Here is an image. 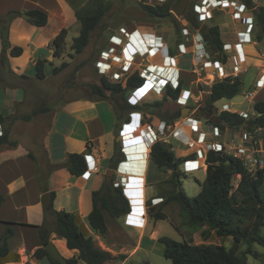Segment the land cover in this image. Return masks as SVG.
<instances>
[{"label": "crops", "instance_id": "0c3cea01", "mask_svg": "<svg viewBox=\"0 0 264 264\" xmlns=\"http://www.w3.org/2000/svg\"><path fill=\"white\" fill-rule=\"evenodd\" d=\"M87 2L88 0H0L1 18L6 17L10 12L21 14L8 21L4 26L0 25V112L5 117L17 118L10 130V139L17 145L0 148V195L4 198L0 205V239L8 228L14 231L7 243L9 255L7 257L0 255V264H51L46 257H34V253L42 247L38 230L40 226H44L51 232L50 242L54 243L64 259H70L77 255V251L68 249L66 240L55 233L54 215L48 213V210L43 206L42 195L45 193L42 192L40 175L46 176L48 189L46 193H55L53 201L55 211L79 215L84 229L99 248L110 252L113 256L125 255L127 257L123 262L107 264H124L132 253L141 250L144 244L156 240L153 234L146 237L145 230L149 223L146 211L143 220L140 218L142 215L140 209L143 208V202L147 197L146 184L150 181L149 169L152 165L156 167L150 157L151 149L144 142L143 130L131 129L132 125L127 128L118 125V120L110 105L104 101L97 102L84 97L72 98L62 104L48 106L51 109L49 112L38 114L30 120L21 119L32 111L41 108L42 96L33 90V86L39 87L40 82L44 81L36 79V61L38 59L48 61L45 65V74L48 78L46 68L52 64L51 58L56 59L49 47L50 43L62 30L66 29L69 32V29L78 23L77 14L83 4ZM252 3L258 7L261 6L256 3V0H252ZM35 9L48 15L46 26L36 27L28 21V18L24 17L26 12ZM214 24L219 26L224 44L235 42L243 44L246 61L249 64L253 59L248 49L249 46L258 47L261 43L256 40L255 33L245 40H241L239 33H243L245 27L234 21L230 11H215L214 18L208 22V26ZM5 28L8 29V40L6 41L1 36V31ZM222 29L229 34L231 33L232 41L223 40ZM234 32L236 33L234 34ZM162 37L164 38L163 42L173 52L174 46L171 48L169 45V38L164 35ZM179 40L180 35H177V41ZM15 47L23 49L19 57L11 56V50ZM257 52L262 59L260 63L262 65L258 64L259 71H261L260 78L264 74V46L260 47ZM186 56H190V65H192V56ZM222 62L227 72L231 74L232 65L229 57L227 56L226 61ZM249 66L250 64L248 68ZM179 68L183 80L186 72H190L188 76L191 80L181 84L182 90L187 93L190 92L194 98L190 101V106H201L207 96L211 94V87L215 83L212 81V76L209 74L201 77L192 72V66L182 67L181 61ZM163 71L169 76L174 72V69L157 70L159 73ZM246 72L237 76L232 75V77L242 79L241 76ZM157 96H162V94ZM171 102L176 104L173 110L166 107ZM225 104L229 105L228 103ZM184 108L172 99H168L163 107L164 110L170 112ZM195 111L193 110L189 116L201 119L202 114ZM183 120L176 121L181 122ZM202 122L207 123V120L202 118L200 126L210 142L226 144L225 140L220 141L211 137L210 127L213 124L208 122V130H205ZM143 125L147 124L144 123ZM6 126L0 125V130ZM182 126L184 133L188 134L189 126L184 125L183 122L178 128ZM121 131L123 132L121 133ZM122 135H125L126 139L130 138L127 140L130 141L127 144L133 146L127 150L129 157L123 153L121 155L122 162L126 161V164L121 168L125 172V176L128 177L126 192L132 201L135 197L139 199L136 203L138 205H134V209L139 208L137 213L139 216L133 218L139 227H128L125 223L124 227L117 225V230L121 234H128L127 230L138 234L137 242L128 255L124 249L117 250L119 241L110 236L108 217L110 219L113 217L111 218L108 212H104L107 225L105 235L93 231L88 221V216L92 211V193L99 190L106 182V172L110 169L111 158L116 150L121 151L122 146L125 145L121 139L120 141L117 139L118 137L121 138ZM148 143L150 144L151 141L148 140ZM82 153L91 155L99 168V171L92 173L89 178L74 176L64 166L69 154ZM206 169L207 167L201 169L205 175ZM154 199H159V202L162 200L160 197H154ZM79 264L85 263L80 261Z\"/></svg>", "mask_w": 264, "mask_h": 264}, {"label": "trees", "instance_id": "16d2710c", "mask_svg": "<svg viewBox=\"0 0 264 264\" xmlns=\"http://www.w3.org/2000/svg\"><path fill=\"white\" fill-rule=\"evenodd\" d=\"M182 0H177L175 8ZM245 4L254 11L256 17V40L264 42V6H255L252 0H243ZM104 0H88L87 10L81 9L77 14V20L80 23V33L74 38L72 50L76 54H81L89 45L94 31L101 24L103 17L111 8H104ZM144 14L152 20L171 19L175 31L180 33V21L174 16L169 5L152 6L145 3H138ZM193 12V11H192ZM28 21L36 27H44L48 23V15L41 10H31L25 13ZM18 12H10L6 17H0V25L4 26L8 21L16 16ZM184 18L190 25L200 30L196 16L188 14ZM68 35L66 29L50 43L49 47L53 51L54 58L62 56L65 40ZM208 44L210 53L216 60L226 61L227 56L223 51L224 43L221 39L218 25L207 26L202 33ZM23 52L20 47L11 50V56L19 57ZM47 60L38 59L36 61V79L43 81L46 79L45 65ZM5 65V60L3 59ZM67 66L63 63L59 68H53V74H57ZM100 86H94L93 90L100 97H106V92L112 96L120 95L124 101L119 105V118L126 110L142 111V106H131L125 98L128 90L140 88L144 84V79L139 76L137 71L130 74L125 84L111 83L106 78L101 77ZM184 80L181 84L183 85ZM182 85L174 90L167 88L166 94L160 101H155L150 108L163 110L164 104L168 99L176 101L182 91ZM243 87V81L240 77L227 78L223 81L215 82L211 87V94L207 96L204 105L201 107V113L204 118L209 120L213 116V108L216 102L220 100H231L238 96ZM49 107L38 108L29 115L23 116L22 120H30L38 114L47 113ZM255 116L253 119L246 120L239 113L227 111L221 112L219 120L221 123H214L222 131L226 126L231 129L241 128L245 125L247 131L264 130V101H257L254 105ZM182 109L175 112L165 110L160 115L161 121L172 122L181 118ZM17 118L5 117L0 112V125H7L0 130V148L3 146L15 147L16 142L10 139V130ZM130 122V117L125 123ZM121 151H115L110 162V169H117L121 160ZM86 153L69 154L64 166L74 176H83L87 171L85 159ZM150 157L153 164L159 169H168L172 171V183L174 193L169 195L167 202H176L180 207L182 217L181 225L188 227L192 233L202 231L204 238L208 236L207 230L213 231L218 238L232 237L234 240L231 248L227 249L222 245H196L188 241L178 242L168 237L159 238L158 242L164 245L163 255L169 264H247V255L264 260V255L253 253L251 246L255 243L264 246V237L261 236V229L264 227V168L257 171L255 176L247 173L240 160L228 153L209 151L206 157V178L203 182H198L201 190L193 198L189 197L182 187L180 165L183 164V158H177L170 145L163 142H157L151 147ZM195 158V155H191ZM239 176L240 180L235 190H233L232 181ZM42 192L46 193V176L39 177ZM114 180V179H113ZM113 182V181H112ZM105 182L102 187L92 193V211L88 216L90 228L100 235H105L107 225L104 218V212H108L111 217L120 219L131 212V205L126 197L123 188L114 187L113 183ZM51 206L48 213L54 215L55 233L66 240L67 247L70 250L77 251V255L70 259H64L62 262L55 260L45 250L44 246L50 242V234L44 226L38 227L42 247L34 253L36 258H48L51 264H79L80 261L85 264H107L123 262L127 257L125 255L113 256L110 252L102 250L94 242L93 238L84 229L79 215L65 211H55L53 201L55 193H50ZM163 199V198H162ZM4 198L0 195V205ZM164 200V199H163ZM150 206V203H149ZM149 215L155 220H164L166 215L162 212H154L149 207ZM205 228V230H204ZM14 234L11 228H8L0 239V255L7 257L9 255L8 240ZM242 243L248 245V248L240 252ZM149 264V263H147Z\"/></svg>", "mask_w": 264, "mask_h": 264}, {"label": "rangeland", "instance_id": "374dc122", "mask_svg": "<svg viewBox=\"0 0 264 264\" xmlns=\"http://www.w3.org/2000/svg\"><path fill=\"white\" fill-rule=\"evenodd\" d=\"M176 1L177 0H165L163 3H159L156 0H111L108 2L106 1L107 3H105L103 7L106 8L110 6L111 8L109 9L108 13H106V15L103 17V20L99 27L92 34L88 47L81 54H76L72 50L73 40L79 35L81 26L79 22L72 26L69 29L68 35L66 37L62 56L56 59H50V61L53 62L46 68L48 78H46L43 82H40L41 84L39 85V87L33 86V90L35 91V93L40 94V96H42V102L40 107H52L55 104H62L66 100L72 98L84 97L97 102L104 101L107 105H110L112 111L114 112L118 120V125L123 124L128 117H131V129H138L140 119L143 115L144 123H146L149 127H153L154 123H157L161 120L160 115L165 110L163 109L161 111L157 108H150L148 105H152L153 103H155V101H160L161 99H163L164 93L162 94V96L156 97L153 92L148 91L146 89L128 90L125 94L126 100H130L132 103H138L139 99H137V96H140V98H145L140 102V105L144 104L148 108H146L145 111H123L121 114V118L118 119L119 105H123L124 103V101L120 98L121 96H112L109 92H106V97L102 98L93 90L94 86H100L102 79L95 69V60L97 59L99 52L109 42V37L111 36V34H113L121 26L133 28L136 25H144L153 27L157 30V34H162L165 37L169 38V45L172 48V46H174L175 42L177 41V35L180 34L178 31H175L172 20H152L144 14V12L139 7L138 3L142 2L147 5L153 6L169 5V8H171L173 12L175 9ZM196 2H198V0H189L188 9L184 16L188 14L192 17V7ZM256 3H259L261 6H264V0H256ZM87 8L88 7L86 4H83V6L81 7V9H84L82 10L83 12L86 11ZM179 24L181 25V23ZM204 25L208 26V23ZM140 30L143 29L140 28ZM3 32L4 29H2L1 31L2 39ZM235 33L236 32H234V34ZM256 33L258 34V32H255V36ZM222 38L226 41H232L231 33H227V31L224 29H222ZM240 38L241 40H245L247 37L246 35L241 34ZM262 46H264V42H261L258 47L250 45L248 48L253 59L251 60V62H249L250 66L248 68V71L243 76H241L242 80L244 81V84L238 96L231 100L225 99L216 102L213 108V116L209 120L205 119L203 114L200 112V109L204 105V102L201 104V106L198 107H185L186 109H190V111H185V116H189L193 112V110H196V112H200L202 114V118L207 120V123L209 122L215 125L214 123H221L218 117L221 112L225 111L222 106L225 103H228L232 109L239 111H247L249 115L247 118H245L246 120L253 119L255 116V103L257 101H264V86L260 87L258 80L259 74L261 72L259 71L258 64L262 62V59L259 57L257 51ZM180 61L182 67L192 66L190 65V56L182 55L180 56ZM63 63H66L67 66L57 74H53V68H59ZM261 65L262 64H260V66ZM189 74L190 72H186V76L184 75V82H189L191 80L190 76H188ZM256 88H258L256 100L250 103L246 100L245 94L248 91H254ZM186 96H188V94ZM175 105V103L171 102L167 104L166 107L168 109L173 110ZM185 118L186 117H182L181 115V118L178 120H183ZM202 123L203 128L205 130H208L207 123ZM246 127L247 126L231 129L230 127L226 126V130L222 131V136L218 140H225L226 144L229 145V153H233V149L242 144L241 138L243 133L246 132ZM177 134L180 137H188V134L184 133L183 126L178 128ZM193 137L197 138L195 136ZM170 140L173 146V152L177 157H183L185 155H190L194 153V150L187 148L186 145L177 143L176 140L172 138ZM254 141V148L258 151L259 155H261L264 160V130H260L258 133H256V135L254 136ZM179 171L181 172L182 187L185 190L186 194L191 198L195 197L201 190V187L198 182H203L206 178L205 172L203 170L191 173L184 172L182 165H180ZM149 177L150 181L148 182V184H146L147 197L144 200L145 209L141 206L143 211L142 209H140L142 214L140 218L141 220H143V216L145 215L146 211V216L149 222L147 229L145 230L146 237H150L151 234H153L155 235L156 240L154 242L150 241L149 243L144 244V247L141 250H137L132 253L124 264H169V261L166 260L163 255L164 245L158 242L159 238L161 237H168L178 242L188 241L196 245L211 244L222 245L225 246L227 249L231 248L234 243L232 237L218 238L213 231L207 230L208 236L204 238L202 235V231L192 233V231L188 227H184L181 225L182 217L179 205L173 201H166L167 197L174 193L171 170L163 169L160 171L152 165L149 169ZM239 180L240 177L238 176L233 179V190L236 189ZM128 191L130 192V190ZM154 197H160L164 200L162 199L161 202H154ZM138 201L139 199L136 197L133 199L135 206L138 205L136 204ZM149 207L153 208L154 212L164 213L166 215V219L155 221L149 215ZM134 210L135 211L133 213L121 219H114L112 217V219H110L108 217L110 236L115 238L114 240L119 241V243L117 244V250L124 249L126 250L127 255L132 251L133 247L135 246L138 234L136 232H129L128 230L126 231L128 232V234H121L117 230V225L124 227L125 223V225L128 227H139V225L133 221L134 217L139 216L137 214L139 212V208H135ZM133 231H135V229H133ZM260 234L262 237H264V227L261 229ZM247 248L248 245L242 243L240 246V252H243ZM251 250L253 253H259L261 255H264V246L260 244H253L251 246ZM247 264H264V260L256 258L252 254H248Z\"/></svg>", "mask_w": 264, "mask_h": 264}, {"label": "built area", "instance_id": "2783aa9c", "mask_svg": "<svg viewBox=\"0 0 264 264\" xmlns=\"http://www.w3.org/2000/svg\"><path fill=\"white\" fill-rule=\"evenodd\" d=\"M159 3H163L165 0H156ZM153 6V5H152ZM217 10H230L231 16L234 21L245 27L242 35L250 37L256 31V17L254 11L250 9L243 0H198L193 7L192 11L196 16L198 23L201 28L204 24L208 23L214 18L215 11ZM178 19V18H177ZM181 23L180 30V40L174 45L173 52L170 47L163 42L164 38L162 35L157 34V30L150 26L136 25L135 27H119L111 36L109 37V42L107 45L99 52L97 59L95 60V69L100 77L106 78L111 83H122L125 84L126 78L132 74L134 71L139 73V76L144 79V84L140 88L146 89L153 92L156 95L166 94L167 88L171 87L176 90L181 86L182 72L180 71L179 56L191 55L192 62V72L205 77L209 74L212 76V81H223L227 78H234L232 75H239L242 72H246L248 69V63L246 61L244 47L241 42L235 43H225L223 46V51L229 57V61L232 65V73L229 74L224 67L222 61L216 60L214 56L210 53L207 42L205 41L200 30L193 28L190 23L184 18L179 19ZM143 29V30H140ZM153 30V31H150ZM240 34V35H241ZM149 40L153 43L149 44ZM177 53V54H176ZM166 68H173L174 72L172 74L161 75L158 74L157 70H163ZM259 86H264V74L259 78ZM258 88L254 91H248L245 94V98L248 102L252 103L256 100ZM188 94V96H186ZM138 103H132L127 100L131 106H142L146 107L144 104L140 105V102L145 98H140ZM194 100L190 92L181 91L180 96L176 100L177 104L181 107L190 106V101ZM223 109L231 113H239L240 116L247 118L248 113L243 110L232 109L229 105L224 104ZM196 112V111H195ZM255 115V113H254ZM140 119L139 130L144 131V142L149 149L157 143L163 142L171 146V138L176 140L182 145H186L187 148L191 149L197 144L200 145V149L194 150L193 154L186 155L183 157V170L184 172H196L200 171L206 167V157L209 151L228 153L233 155L235 158L241 161L243 167L247 173L251 176H255L257 171L264 168V160L259 155L258 151L254 148L255 141L254 136L259 130L247 131L243 133L242 140L239 146L234 148L233 153L228 152L229 145L224 143L215 142L212 143L208 141L207 135L200 126V118L188 116L181 122H166L160 121L159 123L149 127L148 125H143L144 119ZM187 124L190 128L188 132V137H180L177 134L178 126ZM132 125V118L130 117V122L123 125L127 128ZM211 137L218 140L222 136L221 128L216 125H211ZM123 131H121L122 133ZM136 132V131H135ZM197 138H194L193 136ZM122 142L125 144L121 148V152L129 157L128 149L132 148V145L127 144L130 141L122 135ZM148 140L151 143H148ZM191 155H195V158H191ZM87 171L82 177L89 178L92 173L99 171L98 166L93 160L91 155H86ZM203 160V162H202ZM190 163H199L194 170H190L188 167ZM126 164V161L121 162L113 177L114 187H122L126 197L128 198L131 205V213H133L134 203L126 190L128 186L125 179V172L121 170L122 166ZM121 175V177H118ZM239 177V176H238ZM154 202H159V199H154ZM143 207H145L143 202ZM128 214V215H129Z\"/></svg>", "mask_w": 264, "mask_h": 264}, {"label": "water", "instance_id": "95a60500", "mask_svg": "<svg viewBox=\"0 0 264 264\" xmlns=\"http://www.w3.org/2000/svg\"><path fill=\"white\" fill-rule=\"evenodd\" d=\"M188 5H189V0H182L180 2V4L174 9L173 11V14L176 18L180 19L184 16V14L186 13L187 9H188ZM24 17L27 18L28 16L26 14H24ZM207 29V26L204 25L202 26V28L200 29V32L203 33L205 30ZM3 39L6 41L8 40V29L5 28L4 29V32H3ZM146 108L148 107H142V111H145ZM188 110L190 111V109H182V117H188V116H185V111ZM247 126V125H245ZM119 141L120 139L122 140V138L118 137L117 138ZM116 173V170L115 169H109L107 172H106V182L107 183H111L112 180H113V177ZM42 202H43V206L46 210H49L50 209V206H51V196L49 193H45L42 195ZM45 250L51 255V257L55 260H58V261H63L64 258L62 257V255L59 253L57 247L54 245V243L52 242H49L48 244H46L44 246Z\"/></svg>", "mask_w": 264, "mask_h": 264}, {"label": "bare ground", "instance_id": "6f19581e", "mask_svg": "<svg viewBox=\"0 0 264 264\" xmlns=\"http://www.w3.org/2000/svg\"><path fill=\"white\" fill-rule=\"evenodd\" d=\"M149 43L151 44V43H153V41H151V40H149ZM160 70V69H159ZM158 74H161V75H167L166 74V72L164 73V71L162 72V73H159L158 72ZM172 74V73H171ZM168 76V75H167ZM184 125H187V124H184ZM195 144L193 143V147L191 148V150H198V149H200V148H198V147H200V145L199 144H197V146H194ZM201 150V149H200ZM201 152H202V150H201ZM202 162H203V160H202ZM199 165V163H190L189 165H188V167L189 168H191L190 170H194L195 169V167L196 166H198ZM125 182H126V184H127V178L125 179Z\"/></svg>", "mask_w": 264, "mask_h": 264}]
</instances>
